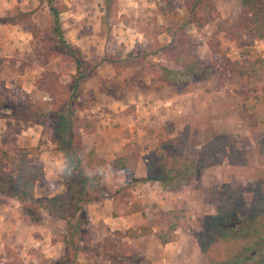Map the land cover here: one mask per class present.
Masks as SVG:
<instances>
[{"label":"rangeland","instance_id":"obj_1","mask_svg":"<svg viewBox=\"0 0 264 264\" xmlns=\"http://www.w3.org/2000/svg\"><path fill=\"white\" fill-rule=\"evenodd\" d=\"M63 1L68 6V9L62 14V25L64 28V36L70 42L67 39V32L72 28L75 18L67 14V11L73 9L75 12L74 6L80 8L79 3L88 0ZM96 1L97 5L100 2L98 6H100L102 11L98 20H95V23L98 21L100 24L97 31L94 32L96 41L94 46L88 47V45L85 49L79 46L86 57V67H93V71H97L101 65L113 63L114 67L123 66L124 69L129 68L132 71L137 66L135 74L130 78V83L143 88L149 86L148 82H150V85H156L157 83L162 89L160 91L164 92V95L159 96L160 101L158 104L154 103L155 107H157L156 114L160 115L164 106L172 107L176 111L182 110L181 112L178 111L180 113L179 118L175 117V120L179 119L178 122L182 120V126L173 127L172 125H168L169 123L167 121L169 122L174 117L173 112L167 114L166 118L161 119L163 124L161 127L156 128V141L151 145L150 150L145 155H140L139 149H130L131 153L125 155L127 161L124 174L128 185H135L134 183L143 181L144 178L137 177L134 172L139 167V163H142V159L144 161L148 153L157 147L160 142L158 141V136L161 135L163 140H166L167 138L184 135L186 132L188 133L185 156L192 163L191 170L187 175H177L173 181H168L164 184L168 187L182 185L183 193L185 192L184 196L188 197V200L184 199V203L181 206L166 209L184 211L185 217L180 221L182 225L178 229L188 227V233H185L183 238L186 245L192 248L191 242L193 240L198 243L196 234L202 229L205 216L215 211L214 205L208 201L212 186L226 182L234 185L240 183L249 186L250 183L255 181L259 170L264 169V144H262L264 141V64L258 59L261 58L264 60V40L256 39L252 33L240 27L237 17L242 8L241 0H214L221 12V16L210 20L201 31H198L193 25L188 26V42L189 45L193 46L191 55L198 54L203 60L194 68V75L196 74L194 77L195 80L189 82L191 81L189 75L186 77L183 76V82L177 85L171 82V80L167 81L163 77L158 76L153 70L154 66L150 63L161 60L160 62L166 64L168 68L179 70L178 65L172 60L164 56L159 58L156 55H150L146 59L147 63L145 67L140 63L141 58L135 59L129 54L134 50H139L145 44L155 46L169 43L171 39L167 34H157L159 26L165 22L163 10L166 9L167 4L170 2L173 8L185 15L191 0ZM69 2L72 5H69ZM26 4L30 5V10H23L11 16H5V18H0V21L2 19L4 21L10 18L16 19L22 28L32 34L31 54L33 52L35 55L33 63L39 65V69L41 70L43 68V70L40 71L41 73L36 78V88L31 94H25L17 89L15 92H11L5 86L0 88V111H3V108L8 110L11 105L17 103H25L27 105L30 103H47V106H50L51 99L49 94L37 87V80L42 76L44 71H55L61 75L63 81H68L71 78L70 74L75 71V65L67 58L63 51H57V57L50 60L47 64H44L43 56L37 53L39 49L43 50V53L47 56H53L55 54L53 47L49 43H45L47 36L46 30L50 26V10L46 4H41L38 0H30ZM77 12L81 13L82 11L78 9ZM94 26L96 27V24ZM34 28H36L38 33V37L35 38L32 33ZM219 28L221 30L217 36L220 39V52L214 55L209 47V41L214 37ZM226 60L240 61L244 64L255 62V68L260 78L257 79L256 77H249L248 75H235L232 79H229L231 76V71L229 70L225 71V77L222 71ZM29 63V61L21 63V70H24ZM189 74L191 75L192 72L190 71ZM151 75L154 78L151 77L150 79L149 77ZM164 76L167 78H176L177 75L168 76L166 73ZM111 87V79L102 77L100 88H105L107 91ZM189 88L200 89L204 94H202L203 98L201 100H204L205 93L208 91L212 92V98H214L216 92L222 89V94L219 97L223 99L222 104H225V108L222 110L221 107L213 108L212 106V111L208 113L209 109L206 105H202L201 102H198L196 106L193 105L192 108H190L189 101H186L184 103L185 105L181 106L179 103L187 97L174 95V100L172 101V94L177 92L182 94ZM86 96L90 97L91 95H83V98L80 100V104L84 108L89 103L84 101L88 98ZM167 96L168 98H166ZM217 101L218 99L214 98L213 102ZM167 102L170 103L167 104ZM218 104H220L219 101ZM183 109H186V111L184 112ZM0 117L9 120L3 137L4 141L0 143V154L2 149L12 151L18 147L36 148L39 146V150L31 156V163L42 165L45 171L44 180L37 185V197L45 199L59 192H63L65 190L62 184L63 172L66 168L67 161L65 154L55 149V145L51 141V130L44 128L42 125L30 126L12 117ZM87 135L90 134H85L84 137ZM224 135H226V142H228V145L225 146L226 152L214 154L215 158L208 160L210 163H214V161H217V163L200 169L196 168L199 154L210 143L213 144L212 148H216L214 144H217V139H219V136ZM34 138H36L35 141ZM87 142L88 148L86 149L84 143V150L81 152L84 163L94 168V172L102 174L104 179L107 161L96 155L95 150H90L89 144L91 143L89 139ZM231 143L235 144L233 150L230 149ZM258 145L262 154L260 157L258 156ZM234 150L244 151L245 154L234 153ZM245 158L248 160L247 163L243 162ZM261 160H263V163ZM113 162H111L112 165ZM47 166L55 167L59 174L48 178L45 170ZM110 167L114 170L113 166L107 164V169ZM105 191L102 183L101 197ZM0 198V200L10 202L11 206H17L23 221L27 222V225L21 224L20 226V239L16 238L14 240L12 237L8 238L10 240H4L2 235H0V264H56L55 262L65 251L64 243L61 255L57 258L54 256L51 257L49 255L50 252L47 253L45 251L48 245L44 243L43 246V242L47 241L49 243L50 240L40 242L36 237H44V235L50 237L51 235V239L54 242L55 236L53 232L60 233L64 231L66 229V222L46 212H43L42 216L37 215V221H34L27 215H24L25 208L19 198L2 193H0ZM135 204H138V202ZM87 217L88 221L84 225V228L85 230L88 229L91 236L83 238L81 244L88 249L89 246H92L91 243L94 240V235L91 233V220H89L88 215ZM155 220L154 223L156 224L154 228H156V231L161 228H167V221L162 216H156ZM158 220L160 221L158 222ZM0 223V230L1 228H6L5 230H7V226L2 224V222ZM123 232L121 231L122 234L116 233L115 238L122 240ZM113 239L114 237L106 236V239L103 240L104 245H108L110 253L103 251L105 255L94 254L99 248L91 247V250H87V252L79 255V259L81 258L80 262H83L82 259L86 256H90L92 257V262L95 259L98 261L97 264H148L147 256H131V250L128 251L119 247V243L113 241ZM59 242L61 243V241ZM183 251L184 259L191 257L189 252ZM183 251L180 252V255H182ZM122 253L129 254L131 257L121 256L122 259L118 261L115 258H110V254L122 255ZM124 258L128 260L126 261ZM167 262L168 258L166 257L163 259V263ZM204 262L206 264V257Z\"/></svg>","mask_w":264,"mask_h":264},{"label":"trees","instance_id":"obj_2","mask_svg":"<svg viewBox=\"0 0 264 264\" xmlns=\"http://www.w3.org/2000/svg\"><path fill=\"white\" fill-rule=\"evenodd\" d=\"M38 1L46 4L50 10V26L46 30L48 38L46 36L45 43L53 47L55 54L47 56L41 49L37 53L43 56V62L47 64L57 57V51H63L75 65V71L70 74L71 78L68 81H63L61 75L55 71L42 73L37 80V87L49 94L50 106H47V103L28 105L17 103L10 108L7 107L8 110L3 108L0 116L12 117L30 126L42 125L51 130V141L55 149L66 156L67 164L62 182L65 190L45 199L37 197V185L45 178L43 166L31 163V156L39 150L38 146L36 148L18 147L12 151L1 150L0 193L19 198L25 208L24 215L34 221H37V217L42 216L43 212L64 220L66 229L60 233L53 232L54 242L61 241L65 245L64 253L55 263L86 264L79 259L80 254L91 250L81 244L83 238L91 236L88 229L84 228L88 221L86 205L100 199L103 176L84 163L81 156L84 150V135L95 133L98 122L96 118L82 114L84 106H81L80 100L83 98L86 81L96 71H93V67H86L87 60L82 49L68 42L64 36L62 14L68 9L65 2L63 0ZM241 4L242 8L237 17L240 27L252 33L256 39L264 40V0H241ZM187 10L184 15L173 8L169 2L163 10L165 22L159 26L157 34H167L171 39L170 42L155 46L145 44L139 50L129 54L135 59L141 58L140 63L145 67L146 59L150 55H156L159 58L164 56L172 60L178 65L179 70L168 68L166 64L160 62L161 60L150 63L158 76L167 81L171 80L177 85L183 82V76L187 75L191 80L189 82L194 81L196 75H194V68L203 61L198 54L191 55L193 46L188 42V26L193 25L201 31L210 20L221 16L214 0H191ZM5 22L18 23L13 18L5 19ZM220 30L221 28L209 41V47L214 55L220 52V39L217 36ZM32 33L34 38L38 37L36 28L32 30ZM258 59L264 64L263 59ZM255 67V62L244 64L240 61L226 60L222 73L226 77L225 71H231L229 79L235 75H248L258 79L260 76ZM166 73L168 76H177L167 78L164 76ZM187 135L186 132L184 135L166 140H163L161 135L158 136L159 144L145 158L147 175L144 180L166 183L173 181L177 175L189 173L192 163L185 156ZM226 138V135L219 136L217 144H214L216 148H212L213 144H208L199 154L196 168L200 169L217 163V161L210 163L208 160L215 158L214 154L226 152L225 146L228 145ZM234 148L235 144L231 143L230 149ZM257 150L258 156H262L259 145ZM234 153L245 154L241 150H234ZM126 161L125 155L117 157L113 162L114 170H124ZM243 162L247 163L248 160L245 158ZM261 162L263 163V160ZM177 187L173 185L169 188ZM208 201L214 205L215 211L205 216L203 227L196 234L200 250L206 257V264H264V169L259 170L255 181L249 186L240 183L234 185L229 182L212 186ZM135 210L141 211L147 219V224L141 226L139 230L127 229L123 232V236L136 239L152 234L156 216L160 215L168 224L167 228H161L155 232L163 244L171 240L173 233L182 225L180 221L185 217L183 210H168L157 203L146 208L139 205ZM117 233L122 234L121 231ZM119 256L122 255L119 254ZM127 258L124 259L128 260Z\"/></svg>","mask_w":264,"mask_h":264},{"label":"crops","instance_id":"obj_3","mask_svg":"<svg viewBox=\"0 0 264 264\" xmlns=\"http://www.w3.org/2000/svg\"><path fill=\"white\" fill-rule=\"evenodd\" d=\"M27 1L0 0V18L11 16L19 11L30 10V5L26 4ZM79 4L80 8L73 7L76 13L73 9L67 11V14L75 18L72 28L67 32V39L85 49L88 45V47L94 46L96 41L94 32L100 26L98 21L95 23V20H98L102 11L100 6H98L100 2L97 5L96 0H88ZM69 5L72 4L69 2ZM78 9H81L82 12H77ZM95 24L96 27L94 26ZM31 40L32 34L18 23H7L3 19L0 21V88L5 86L11 92H15L17 89L25 94H31L36 88V78L43 68L40 67V70L39 65L33 63L35 55L33 52L31 54ZM25 61L30 63L24 70H21L20 65ZM136 69L137 66L132 72L129 68L124 69L123 66L114 67L113 63L103 64L86 81L83 89V95L89 94L91 97L86 96L88 97L86 101L89 103L86 104L82 113L90 118H96L98 122L96 132L85 136L84 143L87 149V140L89 139L91 143L89 144L90 150H95L96 155L107 161L105 165L106 175L103 179V188L106 191L100 199L86 205L87 215L89 220H91L90 225H92L91 233L94 235L91 247L99 248L94 254L105 255V252L110 253L108 245H104L103 242L106 236H110L111 238L114 237L113 241L119 243V247L124 248V250H131V256H147L148 264H204L205 257L198 243L193 240L191 242L192 248H190L184 241L183 237L185 233H188V227L176 230L172 235V239L166 244L161 243L160 239L155 235L156 228H153L152 234L136 239L125 235L122 240L115 238L118 231H125L131 228L139 230L141 226L147 224V219L142 215L141 211L135 210V206L141 204L146 208L153 203H157L165 209L175 208L181 206L184 203V199L188 200V197L184 196L183 186L173 189L167 187L163 182L150 180L138 181L134 183L135 185H128L124 174L126 169L121 171H115L111 167L107 169V164L113 166L111 162L117 156L130 154V149H139L140 155H145L156 141V128L161 127L163 124L161 119L166 118V115L170 112H173L174 117H172V120L168 119L170 120L169 122L165 120L169 123L168 125L173 127L182 126V120L180 122H178L179 119L175 120V117L179 118L180 113L178 111L181 112L182 110L176 111L172 107L164 106L160 115L156 114L157 107H155L154 103L158 104L160 101L159 96L164 95V92L160 91L162 90L159 87L160 85L157 83V86L150 85V82H148L149 86L143 88L130 83V78L133 77L132 75L135 74ZM102 77L111 79L112 87L107 89V91L105 88H100ZM151 77L154 78L153 75L149 78L151 79ZM95 83L96 85H94ZM220 91L216 92V96H214L220 104H218V101L213 102L214 98H212V92L210 91L205 93L204 100H201L203 93L198 88H189L184 93L177 92L172 94L171 97L172 101L174 100V95L187 97L179 104L182 106L185 105L186 101H189L190 108L201 102L202 105H206L209 109L208 113H210L215 107H221L222 110L225 108V104H222L223 99L219 97L222 94V89ZM169 103L167 102V104ZM183 110L184 112L186 111V109ZM8 123L9 120L0 117V143L4 141L3 137ZM145 161V159L144 161L142 159V163H139V167L134 172L137 177L142 179L147 175ZM45 170L48 178L59 174L58 170L52 166L45 167ZM136 202L138 204H135ZM0 222L7 226V230H5L6 228H1L0 230V235H2L4 240H10L8 238L12 237L14 240L16 238L20 239V226L21 224L27 225V222H24L21 214H19L17 206H11L10 202L3 200H0ZM36 239L40 242L50 240L49 243L47 241L43 242V246L44 243L48 245L45 251L47 253L50 252L49 255L51 257L57 258L61 255L63 242H53L51 235L50 237L48 235L36 237ZM91 247L89 246L88 248ZM183 250L189 252L191 257L184 259ZM182 251L183 253L180 255ZM110 256V258H115L117 261L122 259L119 254H110ZM122 256L128 257L129 254L122 253ZM166 257L168 262L163 263V259ZM82 261L86 264L98 263L96 259L92 262V257L90 256H86Z\"/></svg>","mask_w":264,"mask_h":264}]
</instances>
